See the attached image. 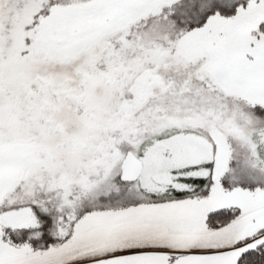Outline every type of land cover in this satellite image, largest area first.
<instances>
[{"label": "snow or ice", "instance_id": "snow-or-ice-1", "mask_svg": "<svg viewBox=\"0 0 264 264\" xmlns=\"http://www.w3.org/2000/svg\"><path fill=\"white\" fill-rule=\"evenodd\" d=\"M0 264H264V0H0Z\"/></svg>", "mask_w": 264, "mask_h": 264}]
</instances>
